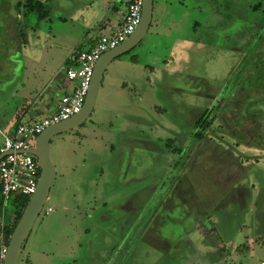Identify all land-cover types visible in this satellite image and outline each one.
<instances>
[{
	"label": "rangeland",
	"instance_id": "1",
	"mask_svg": "<svg viewBox=\"0 0 264 264\" xmlns=\"http://www.w3.org/2000/svg\"><path fill=\"white\" fill-rule=\"evenodd\" d=\"M24 1L0 0L5 124L21 104L17 90L49 93L70 55L58 14L45 23L18 7ZM40 31L56 38L39 41ZM184 40L192 50L177 45ZM238 88L256 119L239 125L221 113L211 140L195 139L202 111L227 105ZM263 146L264 0H154L148 34L110 63L90 118L52 139L57 175L18 264H262ZM14 208L8 202L4 217ZM190 214L200 220L194 246L180 237ZM150 215L172 221L171 232L143 236Z\"/></svg>",
	"mask_w": 264,
	"mask_h": 264
},
{
	"label": "crops",
	"instance_id": "2",
	"mask_svg": "<svg viewBox=\"0 0 264 264\" xmlns=\"http://www.w3.org/2000/svg\"><path fill=\"white\" fill-rule=\"evenodd\" d=\"M42 1L46 2L49 8L48 15L42 20L45 23L54 24V21L56 19L54 15L58 14L57 19H59L60 22L66 25L68 31H66L67 35L64 36L66 37V40L70 42L69 43L70 47L68 49L69 50L68 53L70 52V55L63 67L65 71L64 76L55 77L54 80L55 86L53 90L50 91L49 93L43 95L38 94V92H36V90L31 88L30 86L29 87L25 86V88H23V91L21 90L22 91L21 93H19V91L17 90V94L20 95L19 98L21 101L20 106L16 108L15 113L13 114L10 122H6L5 124L0 121V129L3 130L4 133L9 135H12L14 133L15 128L17 127L18 124L31 123L37 120H41L44 117L52 115L57 110L61 97L66 94H70L75 86V82L70 81L66 75V69L75 65L73 61L74 55L77 52L89 51L101 36L112 35L124 21V17L127 13L128 5L132 0H64L63 3H59L58 5L57 4L55 5L53 0H42ZM153 19H154V11H153ZM161 19L162 16L159 17V20ZM51 31L50 32L40 31V33L36 35L37 39H39V41L42 38L55 39L56 37H54V35H51ZM186 42L188 41L180 42L181 45L180 44L177 45H179L182 48V51H184L185 44H186V48L192 50V48L195 46V42L193 41L188 43ZM78 46L83 47V49L86 50H83L81 48H78L77 50ZM178 51L180 52V49ZM32 97H34V99H32ZM173 195H176L175 192L172 194V196ZM169 196L170 195H168V199L165 201V204H168L169 200L171 199L169 198ZM158 216L159 215H155L154 217V215H150L149 223L145 228L144 231L145 233L143 236L147 237L148 235L147 233L149 232H153V234L158 236L160 234L158 229L162 228L160 226L163 225L165 228H167L172 222L169 219L163 220L162 216L160 217ZM190 216L191 214L187 215V218L189 219V222L190 221L192 222V224L187 227L183 226L184 228L181 229L182 232L180 237L182 239L186 238L187 239L186 242L194 246L195 243L192 239L193 238L192 235L195 236L198 233L196 231L201 230L199 226L195 227V224L198 225L200 221L197 220L198 223H196L194 217L191 218L192 216L191 217ZM13 218L14 215L12 213V215L8 220L7 227H9V225L12 224ZM159 220L160 222H158ZM1 225H0V235L2 233ZM157 226L159 227L156 228ZM7 227L5 229L6 233L8 231ZM197 227L199 228L198 230ZM200 237H201L200 234L199 237H197L196 235V238L199 239ZM193 248H194L193 252L197 253L198 248L195 247ZM29 261L31 260L28 259V262Z\"/></svg>",
	"mask_w": 264,
	"mask_h": 264
},
{
	"label": "built area",
	"instance_id": "3",
	"mask_svg": "<svg viewBox=\"0 0 264 264\" xmlns=\"http://www.w3.org/2000/svg\"><path fill=\"white\" fill-rule=\"evenodd\" d=\"M142 6L143 0H132L124 22L112 35L101 36L89 51L74 55L75 65L66 69V75L70 81L75 82V86L70 94L61 97L58 108L52 115L31 123H20L12 135L0 129L4 138L0 155L5 154L0 158V200L3 214L13 198L31 197L36 191L40 168L36 158L27 151L35 145L37 136L48 126L67 120L82 109L97 60L104 52L116 48L134 32L141 21ZM50 212L52 208L46 210V214ZM1 229L0 264H3L8 246L5 243L8 234L3 222Z\"/></svg>",
	"mask_w": 264,
	"mask_h": 264
},
{
	"label": "water",
	"instance_id": "4",
	"mask_svg": "<svg viewBox=\"0 0 264 264\" xmlns=\"http://www.w3.org/2000/svg\"><path fill=\"white\" fill-rule=\"evenodd\" d=\"M154 0H143L142 15L139 25L128 38L114 49L104 52L97 60L90 87L82 109L67 120L45 128L36 139L35 145L27 151L33 155L40 168V177L35 193L13 231H7L9 242L3 264H18L24 244L31 233L32 227L43 211L48 200L51 187L56 178V167L50 156V144L54 137L72 131L84 124L92 115L104 74L114 59L130 52L138 46L148 34L153 20ZM5 154H1L0 158Z\"/></svg>",
	"mask_w": 264,
	"mask_h": 264
},
{
	"label": "trees",
	"instance_id": "5",
	"mask_svg": "<svg viewBox=\"0 0 264 264\" xmlns=\"http://www.w3.org/2000/svg\"><path fill=\"white\" fill-rule=\"evenodd\" d=\"M18 7L19 8L23 7L25 9L26 14L36 13L38 15L39 19H41V20L44 19L49 13V8H48L47 3L43 2L42 0H25L24 2H19ZM244 92H245L244 89L238 88L235 91V94L234 93L232 94L231 99H227V100H229V103L227 105H225L226 102L224 100H222L220 102L221 105L218 106V108H215V109L214 108H212V109L207 108V109L203 110L202 113L200 114V116L198 117V119L194 123V130H195L194 131V137H195V139H197L199 141L211 140L209 135L211 134L210 132H214V130H215L213 128V124L216 121V119L221 117L222 119L225 120L223 115L220 116L221 113L223 114L225 112H230L231 115H233L234 119H236V118L238 119L236 123L239 125L242 124L241 121L245 117L248 119H251V121H252L253 117H254V119H256V117L259 115V113L253 114L252 116L251 115L249 116L246 112V110L248 108L243 107V105H242L243 104L242 102H244V100L242 99ZM222 104H223V106H222ZM229 104H231V107L228 106ZM251 104L252 103H250V105ZM238 107L242 108L243 110L237 109ZM218 110H219V112H218ZM214 111L216 112L215 114H213ZM236 111H239V113ZM225 122H227V121H225ZM219 130H221V129H219ZM242 134L245 135L244 133H242ZM263 148H264V146H263ZM29 199H30L29 196H17L11 200L12 204L15 207L14 208L15 210L13 212L15 216H14V219L12 221V224L9 225V227H7V229L9 231H13L14 228L16 227L17 223L19 222V220L23 214L24 209L26 208V206L29 203ZM0 204H1V200H0ZM8 239H9V235H8Z\"/></svg>",
	"mask_w": 264,
	"mask_h": 264
},
{
	"label": "flooded vegetation",
	"instance_id": "6",
	"mask_svg": "<svg viewBox=\"0 0 264 264\" xmlns=\"http://www.w3.org/2000/svg\"><path fill=\"white\" fill-rule=\"evenodd\" d=\"M126 14H127V13H126ZM125 16H126V15H125ZM124 19H125V17H124ZM123 22H124V21H123ZM123 22H122V23H123ZM121 25H122V24H121ZM121 25H120V26H121ZM120 26H119V27H120ZM220 105H221V104L219 103L218 106H220ZM222 105H223V104H222ZM218 106L215 107V108H218ZM215 108H214V109H215ZM219 108H220V107H219ZM219 110H220V109H219ZM216 111H217V110H216ZM218 112H219V111H218ZM215 113H216V112L214 111L213 114H215ZM263 149H264V148H263ZM176 190H177V189H176ZM176 192H177V191H176ZM176 192H175V194H176L177 196H179L178 193H176ZM173 196H175V195H173ZM0 207H1V204H0ZM1 210H2V209H0V211H1ZM2 214H3V213H2ZM2 216H3V219H4V222H3V223H4L5 227H7V226H8V220H9V218L7 219V217H4V214H3ZM187 220H188L187 222H189V219H188V218H187ZM208 220L210 221V223H211L212 225L214 224L213 221H212V219H211L210 217H208ZM199 221H200V220H199ZM165 229L167 230L168 227L165 228ZM171 229H173V228L170 227V229H168L169 232H171ZM158 230H159V233H160L158 236L155 235V234H153V232H149V233H147V234H148V235H147V238H148V237L151 238V237H153V236H156L157 238H158V237H159V238H162V237H163V230H164V229L161 228V229H158ZM145 237H146V236H145ZM166 243H167V242H166ZM248 248H249V247H248ZM238 250H239V249H238ZM246 250H247V248H246ZM246 250H245V251H246ZM239 251H240V250H239ZM240 252H241V251H240Z\"/></svg>",
	"mask_w": 264,
	"mask_h": 264
}]
</instances>
